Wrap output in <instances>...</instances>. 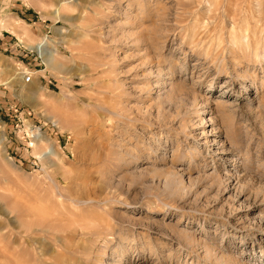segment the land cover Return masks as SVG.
I'll return each mask as SVG.
<instances>
[{"label":"rangeland","instance_id":"1","mask_svg":"<svg viewBox=\"0 0 264 264\" xmlns=\"http://www.w3.org/2000/svg\"><path fill=\"white\" fill-rule=\"evenodd\" d=\"M0 133V264H264V0H0Z\"/></svg>","mask_w":264,"mask_h":264},{"label":"bare ground","instance_id":"2","mask_svg":"<svg viewBox=\"0 0 264 264\" xmlns=\"http://www.w3.org/2000/svg\"><path fill=\"white\" fill-rule=\"evenodd\" d=\"M238 40V39H237ZM244 50V49H243ZM168 85H170V83L168 84ZM172 88H174V86L173 85H170L169 86V89H172ZM3 139V136H2V134L0 133V141ZM79 199V198H78ZM78 199H74V198H70V197H68L67 198V200L72 204H76V203H82V204H84V203H87L88 202V200H78ZM66 201V200H65ZM81 205V204H80ZM72 214V213H71ZM46 224V223H45ZM68 227H70V224L68 225ZM80 228V227H79ZM91 229V228H90ZM37 232H44V234L45 233H47L48 232V230H46L45 228H40V229H35ZM33 228H32V232L33 231H35ZM35 231V232H36ZM68 232H72V231H74V229H72V228H69L68 230H67ZM79 231V230H78ZM80 231H82V230H80ZM79 231V232H80ZM62 232V231H61ZM55 234V233H54ZM63 234V233H62ZM68 234V233H67ZM72 234V233H71ZM79 234V233H78ZM87 234H91V232H89V233H87ZM73 235V234H72ZM75 235V234H74ZM69 236V235H68ZM76 236V235H75ZM86 237V236H85ZM48 238V237H47ZM63 238V237H62ZM60 239V236H59V233L57 234L56 233V235H55V237H53V239L56 241V242H58L59 243V248H65L66 246H65V244H64V241H65V238H63V239ZM48 239H50V238H48ZM45 243H43V245H40L41 246V248H39V253L37 254V262H39V264H65V260L64 259H62V260H60V261H58V262H49V261H47L46 259H45V257L47 256V255H49V253H50V250H46V249H48L47 247H48V243L46 242V238H43L42 239ZM53 241V240H52ZM42 242V241H41ZM47 246V247H46ZM35 248V247H34ZM53 249V248H52ZM82 251H83V249H81ZM63 251V250H62ZM67 251V250H66ZM64 252V251H63ZM50 257V256H49Z\"/></svg>","mask_w":264,"mask_h":264},{"label":"built area","instance_id":"3","mask_svg":"<svg viewBox=\"0 0 264 264\" xmlns=\"http://www.w3.org/2000/svg\"><path fill=\"white\" fill-rule=\"evenodd\" d=\"M29 79H30V77H29V76H27V77H26V81H29Z\"/></svg>","mask_w":264,"mask_h":264}]
</instances>
